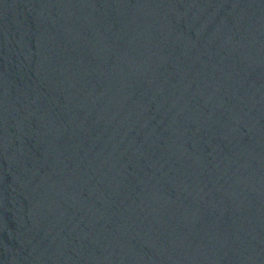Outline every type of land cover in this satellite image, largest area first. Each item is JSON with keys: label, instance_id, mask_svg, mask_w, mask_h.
Listing matches in <instances>:
<instances>
[{"label": "water", "instance_id": "obj_1", "mask_svg": "<svg viewBox=\"0 0 264 264\" xmlns=\"http://www.w3.org/2000/svg\"><path fill=\"white\" fill-rule=\"evenodd\" d=\"M0 264H210L157 0H0Z\"/></svg>", "mask_w": 264, "mask_h": 264}]
</instances>
